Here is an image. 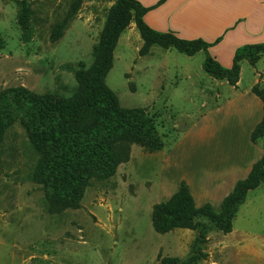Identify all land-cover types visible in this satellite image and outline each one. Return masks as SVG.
<instances>
[{
  "label": "rangeland",
  "instance_id": "1",
  "mask_svg": "<svg viewBox=\"0 0 264 264\" xmlns=\"http://www.w3.org/2000/svg\"><path fill=\"white\" fill-rule=\"evenodd\" d=\"M76 1L0 0V94L20 87L41 95L74 94L75 71L79 63L86 68L92 65L94 47L117 0H82L54 41L55 26ZM22 2L29 8L24 25ZM224 5V9L176 16L162 4L146 17L159 25L173 17L177 28L187 22L188 27L176 32L182 39L211 44L220 39L211 55L225 67L238 47L264 43V0H225ZM163 29L160 32L169 31ZM142 46L131 22L118 40L106 84L123 109H143L156 118L165 147L151 153L132 143L127 161L113 171L91 175L78 202L57 201L40 176L42 153L25 127L15 122L0 144V264H165L166 260L173 264L192 255L198 231L175 229L159 234L152 216L157 205L174 195L162 193L176 179V172L164 171L163 165L171 141L188 127L179 126L178 119L189 123L201 113L195 110L204 98L199 84L208 94L216 95L215 89L222 88L204 71L203 52L189 57L154 47L151 55L140 56ZM257 69L264 71V58L255 67L245 63L243 93L249 86V72ZM167 99L173 105L171 114L164 107ZM226 111L220 110V119ZM217 127L222 136L233 137L232 130L225 135L227 125ZM121 144L114 146L115 158ZM189 160L193 161L192 156ZM188 170L191 173L192 166ZM191 193L199 201L204 192ZM202 221L210 232L202 245L204 257L194 264H264V183L248 193L231 233L223 234Z\"/></svg>",
  "mask_w": 264,
  "mask_h": 264
},
{
  "label": "trees",
  "instance_id": "2",
  "mask_svg": "<svg viewBox=\"0 0 264 264\" xmlns=\"http://www.w3.org/2000/svg\"><path fill=\"white\" fill-rule=\"evenodd\" d=\"M164 2L161 0L156 6L145 7L138 0H117L108 12L100 40L94 47L92 65L86 68L79 63L75 71L78 86L72 96L41 95L23 87L0 94V144L6 130L19 121L43 155L40 176L57 201L78 202L91 175L113 171L117 164L127 161L132 143L140 144L151 153L164 148L153 117L143 109H123L116 94L106 84L118 40L131 22L135 23L143 41L140 56L148 55L153 46L173 48L189 57L203 52L206 74L231 86H237L240 80L243 60L255 67L264 58V43L246 44L235 50L232 66L225 68L210 53L220 39L211 44L203 39H182L173 31L152 29L146 23L145 15ZM81 3L82 0H77L63 22L55 26L54 41L61 36ZM21 7L20 22L24 25L29 19V8L25 2ZM253 93L264 106V87L260 83L255 85ZM251 140L255 143L264 140V117L254 128ZM119 141L122 144L118 158H115L113 149ZM262 183L264 155L254 164L249 176L237 182L217 211L210 203L198 207L188 183L182 181L169 200L154 208L152 216L154 230L159 234L175 229L199 232L192 255L183 262L175 260L173 264H194L204 257L202 245L207 242L210 226L203 219L223 234L231 233L233 221L248 193Z\"/></svg>",
  "mask_w": 264,
  "mask_h": 264
},
{
  "label": "crops",
  "instance_id": "3",
  "mask_svg": "<svg viewBox=\"0 0 264 264\" xmlns=\"http://www.w3.org/2000/svg\"><path fill=\"white\" fill-rule=\"evenodd\" d=\"M138 1L145 7L146 5L154 6L157 2V0ZM224 4L225 0H165L163 6L170 8L173 15L182 16L185 14H200L214 9H224L227 7ZM147 14L145 20L154 30L162 31L163 28H168L169 31L180 34L181 28L188 27L185 21L179 28L174 27L173 24L177 22L172 21L173 17L159 25L155 21H148ZM178 22H181V20H178ZM154 47L159 46H153L146 56L151 55ZM211 51L212 49H210V53ZM246 62V60L241 62V76L237 86H231L226 81L217 80L222 89H215V95L208 94V90H204V87L199 84L200 94H203L204 98L195 110L201 113L196 116L195 121H189V123L183 124V121L178 119L179 126L188 124V127L181 134L174 137L169 145L163 170L171 168L172 171L176 172V179L170 187L164 188L162 193L168 191L175 194L184 180L195 194L200 191L204 192L202 196H199V201L196 197L194 198L195 202L210 203L215 210H219L225 198L234 190L237 182L245 180L254 164L263 157L264 140H259L256 143L252 142L251 134L264 117L263 102L253 93L255 85L264 84V71L257 69L256 72L255 70L249 72V86L243 93L240 88ZM231 66L232 62L230 65L229 63L225 64V68ZM195 84L194 86H196ZM206 96L208 101H206ZM218 98L220 101H218ZM165 103V109L168 111L169 108L168 112L171 114L172 109L170 106L173 107L172 102L167 99ZM221 109L227 110L224 119H220ZM153 119L159 132L156 118L153 117ZM221 120L223 121L221 122ZM216 124L227 125L225 135H229L232 130L233 137L222 136L223 132L220 133L218 127L217 129L214 128ZM165 145L166 143H164V147ZM191 156L192 162L189 160ZM189 166H192L193 169L191 173L188 170ZM201 199L203 200L201 201Z\"/></svg>",
  "mask_w": 264,
  "mask_h": 264
}]
</instances>
